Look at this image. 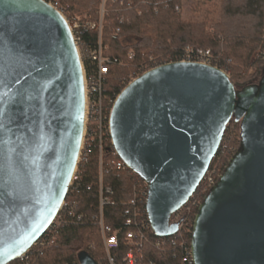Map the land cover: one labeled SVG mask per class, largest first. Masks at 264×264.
<instances>
[{"label": "water", "instance_id": "1", "mask_svg": "<svg viewBox=\"0 0 264 264\" xmlns=\"http://www.w3.org/2000/svg\"><path fill=\"white\" fill-rule=\"evenodd\" d=\"M257 83L174 61L143 72L117 95L111 145L147 185L157 236L202 181L231 119L239 145L193 219V264H264V49ZM82 61L63 15L44 0H0V264L45 232L76 170L85 130ZM80 264H99L88 253Z\"/></svg>", "mask_w": 264, "mask_h": 264}, {"label": "trees", "instance_id": "2", "mask_svg": "<svg viewBox=\"0 0 264 264\" xmlns=\"http://www.w3.org/2000/svg\"><path fill=\"white\" fill-rule=\"evenodd\" d=\"M49 1L60 8L63 5L73 16L84 17L75 24V30L85 77L88 87L99 78L101 85L100 91L88 88L92 108L77 164V179L65 197L67 206L60 213L54 232L45 236L46 240L30 255L29 264H80V252L88 253L99 264H108L98 224L100 176L103 194L109 198L103 207V225L109 229L107 234H114L117 240L110 251L114 264H187L185 253L190 246L193 219L205 196L198 194L199 187L214 168L216 182L237 150L238 122L230 120L221 140L227 149L218 148L190 200L171 215H179L177 232L157 246L145 210L147 185L133 171L117 169L112 164L119 157L110 142L107 117L114 97L130 81L162 63L187 58L197 49L208 50L210 65L220 70L224 67L222 71L236 88L257 83L263 67L264 0H193L190 14L176 11L179 0ZM100 2L104 11L99 31L96 26ZM98 35L101 54L107 59V71L101 77L96 62L88 57L97 48ZM131 37L132 41H125ZM250 67H254V75L243 73ZM98 96L101 120L95 112ZM106 187L111 191L105 193ZM192 198L197 202L187 211ZM138 227L145 230V239L134 246L127 233ZM128 254L132 256L131 263Z\"/></svg>", "mask_w": 264, "mask_h": 264}, {"label": "built area", "instance_id": "3", "mask_svg": "<svg viewBox=\"0 0 264 264\" xmlns=\"http://www.w3.org/2000/svg\"><path fill=\"white\" fill-rule=\"evenodd\" d=\"M44 1H46L48 4H50L53 8H55L56 10H58L62 14V11L59 10L58 4L56 2H52V1H49V0H44ZM176 8H178V7H176ZM68 26L70 27V30L72 32V36H73V39L75 41V44L78 47L79 38H78L77 32L75 30V25L72 24L71 25L72 27H71L68 24ZM99 26L97 25L96 27L100 31L101 24ZM98 36L99 37H98L97 48L92 50V51H90L89 54H88V57H90L92 60H94L96 62L98 75H99V77H101L107 71V69H106L107 59L104 58L102 56V54H101L102 45H101V42H100V35H98ZM78 52H79V50H78ZM80 58H81V56H80ZM180 61L197 62V63H201V64L210 65V52L208 50L197 49L194 52H190V56L189 57L181 59ZM84 82H85V107L88 106V112H87V120H88V114H89V112H90L92 107H91V103H90L91 101L89 100V95L86 92H88V88H91L92 90L94 88H97V90L100 91L101 80L99 78L97 81H93L90 84L89 87H88V84H87L86 77H84ZM116 97L117 96L114 97V99L112 101V105H113L114 101L116 100ZM95 98L96 97L94 96V99ZM97 100H98V103H97V106L95 108L96 109L95 112L98 113L99 120H101L100 119V115H101L100 96L97 97ZM85 115H86V113H85ZM108 118H109V114H108V117H107V131L109 133ZM85 119H86V116H85ZM83 142H84V140H83ZM220 146L224 147V149H227V145L226 144H222L221 145V142H220L219 147ZM82 149H83V146H82L81 150ZM81 154H82V152H81ZM114 154L117 155L115 153V151H114ZM80 159H81V156H80ZM80 159L78 158V162L80 161ZM112 164L117 169H129L120 158L118 160L113 161ZM76 173H77V167H76V170H75V172L73 174V177H72V179L70 181L69 188H71L73 186V182L77 179V174ZM215 174H216L215 170H210L206 174L205 178L203 177L204 180H203L201 186L199 187L198 194H201V193L206 194L209 191V189L215 183V181H214V178H215L214 175ZM69 188H68V190H69ZM104 191H105V193H108L111 190H110L109 187H106L104 189ZM67 193H68V191H67ZM146 197H147V193H146ZM146 197H145V201H146ZM196 202H197L196 198H192L190 204L187 206V211H190L191 207L193 206V204L195 205ZM107 203H109V198L103 194V186H102V180H101V176H100L99 177V217H98V224L100 225L102 239H103V245H104V249H105V253H106L108 264H114L113 258L110 255V251L116 246V243H117L116 236L114 234L108 235L107 232H108L109 229L106 226L103 225V207ZM133 203H134V201H133ZM66 206H67V201L64 198V200L62 201V203H61V205L59 207V210H58L54 220L52 221L50 226L45 230V232L39 237V239L34 244H32L17 259L9 262L8 264H29L30 255L32 254L33 251H35V249L38 247L39 244H41L42 242H44L46 240L45 236H47L48 234H52L54 232L55 227L58 225L59 219L61 217L60 213L66 208ZM178 217H179V215H176L173 218H170V222H176ZM143 226H144L145 229H147V227L149 226L150 231L153 233V231H152V229L150 227L149 221H148V226L146 224L143 225ZM144 231L145 230H143L141 227H138V229L136 231H130V232L127 233V239L134 246H139L141 244V242L145 239V232ZM154 236L156 237L155 238V244L158 246V245L166 243V238L171 237L172 235L171 236H157V235L154 234ZM170 242L173 243V240H170ZM128 260L131 263L132 256L130 254H128ZM185 262L187 264H193V259H192V255H191L190 246H189L188 250H186V253H185Z\"/></svg>", "mask_w": 264, "mask_h": 264}, {"label": "rangeland", "instance_id": "4", "mask_svg": "<svg viewBox=\"0 0 264 264\" xmlns=\"http://www.w3.org/2000/svg\"><path fill=\"white\" fill-rule=\"evenodd\" d=\"M177 6L179 7L178 9H176V11L177 12H183V13H187V14H190L191 12V9L193 8V6H194V1L193 0H179V2H177ZM58 7H59V10L60 11H62V15L64 16V18H65V20L67 21V23L71 26L72 24H76V25H78V20L79 19H82V18H84L83 16H78V17H76V16H73V14H71L68 10H66V8L63 6V5H61V9H60V6L58 5ZM104 8H103V3L102 2H100V4L98 5V13H99V16H100V20H99V23H98V26L100 25V21H101V15L103 14V10ZM75 25V26H76ZM72 27V26H71ZM100 27V26H99ZM132 37L131 38H126L125 39V41L126 42H128L129 43V41H132ZM78 50H79V53H80V56H81V50H80V48L78 47ZM82 61V60H81ZM162 64H164V63H162ZM223 67V66H222ZM82 68H83V71H84V76H85V70H84V66H83V63H82ZM223 69H224V67H223ZM222 69V70H223ZM225 71V70H224ZM247 72V75H254L255 74V69H254V67H250V68H248V69H245L244 71H243V73H246ZM254 77V76H253ZM252 77V78H253ZM257 78V77H256ZM258 79V78H257ZM256 81V80H255ZM131 82V81H130ZM87 93V92H86ZM87 112H88V106H86L85 107V113H86V121H85V130H86V123H87ZM84 130V134H85V131ZM82 146H83V142H82ZM223 150H224V147H221ZM81 152H82V150H80V155H79V159H80V156H81ZM212 170H215V172H216V169L214 168V169H212ZM216 175V174H215ZM214 175V176H215Z\"/></svg>", "mask_w": 264, "mask_h": 264}]
</instances>
